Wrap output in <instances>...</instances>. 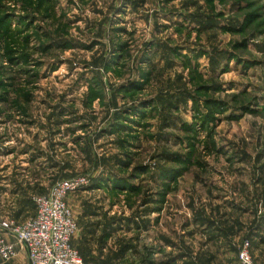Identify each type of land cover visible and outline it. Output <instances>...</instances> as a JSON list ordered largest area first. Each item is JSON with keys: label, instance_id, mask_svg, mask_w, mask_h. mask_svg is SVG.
I'll return each instance as SVG.
<instances>
[{"label": "rangeland", "instance_id": "1", "mask_svg": "<svg viewBox=\"0 0 264 264\" xmlns=\"http://www.w3.org/2000/svg\"><path fill=\"white\" fill-rule=\"evenodd\" d=\"M0 161L29 217L86 179L85 261L184 264L220 226L264 264V0H0Z\"/></svg>", "mask_w": 264, "mask_h": 264}, {"label": "built area", "instance_id": "2", "mask_svg": "<svg viewBox=\"0 0 264 264\" xmlns=\"http://www.w3.org/2000/svg\"><path fill=\"white\" fill-rule=\"evenodd\" d=\"M84 177L61 180L46 194L34 198V214L23 221L0 217V259L9 260L21 248L28 264H97L83 260L71 241L76 221L66 204L69 194L85 187ZM240 264H258L251 254L249 240L238 249Z\"/></svg>", "mask_w": 264, "mask_h": 264}, {"label": "crops", "instance_id": "3", "mask_svg": "<svg viewBox=\"0 0 264 264\" xmlns=\"http://www.w3.org/2000/svg\"><path fill=\"white\" fill-rule=\"evenodd\" d=\"M39 160L42 159L40 158ZM2 161H0V217H11L9 213H13L12 218L23 221L29 217L26 216L29 212V205L25 201H19L18 197L23 194L29 196L32 190H29L24 184H21L23 182L26 183L23 179L24 175H19V171L21 170L16 169V171H13L12 164L6 166ZM43 180H39V184L43 183ZM24 190L26 193L23 192ZM39 194H46V190H42ZM212 228L213 226H209V228L206 226L205 232L203 233L205 242L201 247H194L195 244L193 242H191L193 243V246H191L189 243L190 238L187 239L189 242L185 241V244L190 246L188 251H186V255L181 257V259L187 260V263L184 264H240L238 261V249L242 242L239 238L240 234L234 231L226 236V233L221 230L220 226L218 227L219 229L212 230ZM257 234L248 239L251 243V254L255 261ZM178 243L183 242L179 241ZM176 244V247L174 246L172 249L178 253L179 248ZM79 247H82V245H79ZM178 258H180L179 255Z\"/></svg>", "mask_w": 264, "mask_h": 264}]
</instances>
